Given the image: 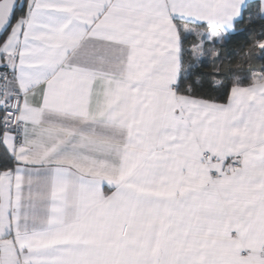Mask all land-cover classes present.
<instances>
[{"label": "snow or ice", "instance_id": "6c2138e0", "mask_svg": "<svg viewBox=\"0 0 264 264\" xmlns=\"http://www.w3.org/2000/svg\"><path fill=\"white\" fill-rule=\"evenodd\" d=\"M0 264H264V0H0Z\"/></svg>", "mask_w": 264, "mask_h": 264}]
</instances>
